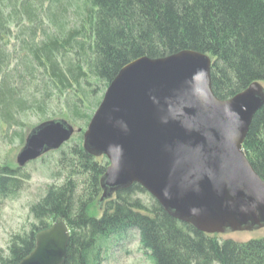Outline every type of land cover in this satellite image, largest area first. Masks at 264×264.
Wrapping results in <instances>:
<instances>
[{"label":"trees","instance_id":"1","mask_svg":"<svg viewBox=\"0 0 264 264\" xmlns=\"http://www.w3.org/2000/svg\"><path fill=\"white\" fill-rule=\"evenodd\" d=\"M183 51L211 57L221 100L264 85V0H0V130L16 129L12 140L24 145L29 113L45 116L51 103L75 127H88L124 67ZM34 83L38 95L28 91ZM70 142L59 151L62 170L51 175L60 183L30 205L34 223L0 249V264H20L59 219L71 232L65 264H102L103 245L133 232L155 264H264V239L221 242L174 219L140 185L101 203L107 158L100 164ZM243 149L264 180V106ZM21 170L0 160V200L17 199L27 179Z\"/></svg>","mask_w":264,"mask_h":264},{"label":"water","instance_id":"2","mask_svg":"<svg viewBox=\"0 0 264 264\" xmlns=\"http://www.w3.org/2000/svg\"><path fill=\"white\" fill-rule=\"evenodd\" d=\"M213 62L196 51L142 57L109 85L83 134V148L109 166L100 202L135 184L174 219L218 236L264 229V180L244 152L264 86L228 100L212 86ZM83 133L64 119L33 128L16 164L25 169ZM71 232L57 220L20 264H65Z\"/></svg>","mask_w":264,"mask_h":264},{"label":"rangeland","instance_id":"3","mask_svg":"<svg viewBox=\"0 0 264 264\" xmlns=\"http://www.w3.org/2000/svg\"><path fill=\"white\" fill-rule=\"evenodd\" d=\"M17 34L15 30L13 32V39ZM35 85L34 83L32 87L28 88V91L29 93L38 95L39 93L36 92ZM61 113V106L51 103V107H49V111L45 116L38 114V112L29 113L24 122V127L20 130L25 133L26 137L33 128L45 121L54 119L66 120ZM55 115L60 116L55 118ZM75 125L77 128L83 130V133L76 137L78 139L76 143H80L82 146L83 134L87 130V125L82 121ZM15 131L16 129H12L8 133L6 127H2L0 130V160L13 170H17L16 158L24 146L16 139L12 140ZM70 143L76 144L72 140ZM103 158L97 159L100 164L105 163ZM60 170L62 168L59 163V151L50 153L41 160L29 164L24 170H21V175H24L27 179H20V189L17 199L0 200V249L7 250L9 241L14 234L24 231L26 233L29 232L31 225L34 223L33 218L30 216L29 207L38 201L47 186L60 183L55 182L51 178V175L58 173ZM101 196L102 193L99 197L101 198ZM141 197L148 199L145 195H141ZM101 215L102 213L100 212L99 216ZM217 237L221 242L232 240L235 243L245 244L264 239V229L253 232L228 233L218 235ZM102 250V264H155L151 253L144 250L140 236L136 232L131 233L127 238L122 240L116 241L115 239H111L103 245ZM212 264L221 263L214 261Z\"/></svg>","mask_w":264,"mask_h":264},{"label":"flooded vegetation","instance_id":"4","mask_svg":"<svg viewBox=\"0 0 264 264\" xmlns=\"http://www.w3.org/2000/svg\"><path fill=\"white\" fill-rule=\"evenodd\" d=\"M263 85V84H262ZM213 86V85H212ZM240 94V93H239ZM238 95V94H237ZM235 97V96H234ZM18 169V168H17ZM105 202H103V204H104ZM229 241V240H228ZM232 241V240H231Z\"/></svg>","mask_w":264,"mask_h":264}]
</instances>
